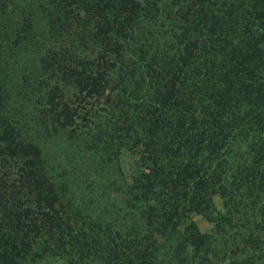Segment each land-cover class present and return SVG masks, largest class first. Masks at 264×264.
Listing matches in <instances>:
<instances>
[{
  "label": "trees",
  "instance_id": "1",
  "mask_svg": "<svg viewBox=\"0 0 264 264\" xmlns=\"http://www.w3.org/2000/svg\"><path fill=\"white\" fill-rule=\"evenodd\" d=\"M0 264H264V0H0Z\"/></svg>",
  "mask_w": 264,
  "mask_h": 264
},
{
  "label": "rangeland",
  "instance_id": "2",
  "mask_svg": "<svg viewBox=\"0 0 264 264\" xmlns=\"http://www.w3.org/2000/svg\"><path fill=\"white\" fill-rule=\"evenodd\" d=\"M196 218L200 221V223L202 224V227H208V223L205 222L200 216H196Z\"/></svg>",
  "mask_w": 264,
  "mask_h": 264
}]
</instances>
